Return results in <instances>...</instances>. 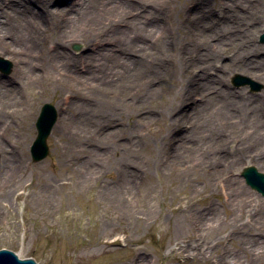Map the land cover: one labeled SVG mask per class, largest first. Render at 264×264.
Masks as SVG:
<instances>
[{"label":"rangeland","instance_id":"374dc122","mask_svg":"<svg viewBox=\"0 0 264 264\" xmlns=\"http://www.w3.org/2000/svg\"><path fill=\"white\" fill-rule=\"evenodd\" d=\"M71 1L56 0L53 8ZM139 1L109 2L106 20L92 31V37L101 34L99 38L109 40L104 47L110 53L122 49L112 32L129 28L132 20L147 13L148 5L133 7ZM144 1L158 5L165 27L164 33L151 32L154 47L146 74L130 78L118 73L116 86L99 88L93 78L79 75L88 74L85 64L92 63L89 56L97 54L96 45L82 38L69 40L54 30L49 32L53 38L37 52L40 68L54 60L57 44L73 61L51 67L34 86L24 83L11 98L14 106L4 110L11 120L0 125V249L11 248L21 258L33 256L38 264H132L143 256L147 264H225L232 259H239L234 264H264V254L246 241L249 233L264 232V197L241 176L251 165L264 173V167L248 154V146L255 148L251 131L235 121H224L227 118L218 108L213 113L216 127L207 133L197 131L201 118L197 113L210 94L199 80L205 73L220 75L217 67L229 61L235 65L248 61L252 55L245 51L249 49L264 56L259 40L264 13L255 12L261 19L250 33V25L239 24L232 30L224 28L223 35L210 34L192 14L195 0ZM256 1L208 0L206 11L221 24L226 12L248 14ZM144 19L150 22L152 17ZM135 31L134 39H140ZM227 37L236 38L217 49L219 56L208 59V72H204L200 53ZM0 57L11 65L8 72L0 69V75L19 82L24 76V55L2 53ZM99 58L92 60L100 69L113 66L111 58ZM184 62L188 65L181 69ZM73 63L79 64L76 70ZM182 71L198 79L196 86H187ZM237 74L249 81L235 84ZM256 76L230 69L223 77L230 89L245 98L260 95L264 113V82ZM44 103L55 105L60 116L48 138V156L35 162L30 148ZM105 104L114 118L100 113ZM90 117L94 119L89 121ZM174 127L181 130L174 134ZM191 134L194 137L187 145L186 136ZM228 136L232 145L240 146L239 155H248L246 161L239 162L236 152L222 151ZM90 169L96 171L92 178L87 177ZM132 171L138 174L135 179L128 173ZM105 185L119 186L122 200L109 201L103 193ZM246 202H252L251 207L242 209ZM214 205L218 224H212L210 217ZM191 244H198L199 253L191 250Z\"/></svg>","mask_w":264,"mask_h":264},{"label":"bare ground","instance_id":"6f19581e","mask_svg":"<svg viewBox=\"0 0 264 264\" xmlns=\"http://www.w3.org/2000/svg\"><path fill=\"white\" fill-rule=\"evenodd\" d=\"M55 1L56 0H9V2H7L6 0H0V54L8 53L13 55V53H20L24 55V65L26 64L25 68L22 67L24 76L22 79L19 78V82L4 78L0 75V92L4 96L3 101H0V107L3 108V111L0 112V125H5L11 120L6 118L4 110L14 106L11 98L15 97L16 94L19 93L18 91L22 88L24 83L27 82L31 86H34L39 83L41 78L49 73L51 67L54 69V67L60 65L67 66L68 59L73 61L72 58L66 56L67 54L64 53V51H60L61 46L60 44H57L55 48L54 60L51 62L49 67L40 68L38 66L36 60H38L39 54L37 52H39L42 45H44L47 40L53 38L52 36H49L50 31L54 30L72 41L82 38L83 40H86L87 43L91 42L92 45H96L97 54L94 55L97 56L90 55L89 58L92 63L86 65L87 63L85 62V67L87 68L86 72L88 74L78 73L84 79L93 78L99 88L109 84H114L116 86V84L120 81L118 73L129 75L130 78L133 74H146V70L148 71L149 68L147 61H149V56L151 54L150 49H153L154 47L152 43L154 37L151 32H165V27L163 25L164 14H162L163 12L161 9L157 7L158 5L147 3L144 0L139 1V4L137 3L133 7L138 6V8H142L148 5L149 8L147 9V13L144 14L143 12V14L138 15L136 19L131 21L129 28H120L112 32L113 35H118V42L122 47L120 53L112 54L110 53L109 48L104 47V42L109 43V40L99 38L102 36L101 34L92 37L91 33L95 30V27L98 26L99 23L101 24L104 20H106L108 3L119 0H72L70 3L65 2L64 7L53 8ZM57 1L63 2V0ZM230 1L232 3L238 0ZM195 3L196 6L192 14H194L193 16L196 15L199 23L203 24L202 29L207 30L210 34L223 32L224 28L232 30L239 24H245V26L250 25L247 28L249 31L247 33H250L258 27V23L261 19V16H254L256 15L255 12L261 11L264 13V0H257L256 5L252 7V11L250 13H236L235 10L232 9L229 12H226L227 16L220 24V21L215 20L211 13L206 11V9L209 8L207 6L208 0H195ZM146 15L152 17L150 22L145 21L144 18ZM248 17L251 18V21ZM143 19L144 22H142ZM60 21H62V24H59ZM59 27H61V30ZM138 27H140L143 31H140ZM133 31L140 34V39H134L132 35ZM6 34L10 35L9 41L6 39ZM220 34L223 35V33ZM235 38L236 37L221 38L217 44L211 45V47L200 53L201 55L199 61H202L201 64L205 66L204 72H208L207 66L210 64V60L208 59L219 56L220 52L217 49H223L226 44H231L232 40ZM113 47H111V52ZM134 48H138V50L134 51ZM245 53L247 55H252L248 61H244L243 63H239L237 65L229 61L226 63L225 67H217L219 71H222L220 75L216 74L217 77H214L213 75L208 76L209 74L207 75L205 73V76L199 80L200 87L208 89L210 94L208 95L207 100L201 103L200 110L197 113L198 116L201 117L200 130L197 131H199V133L202 131L203 133H207L215 128V117L213 115L214 109L218 108V110H222V114L227 118L224 119V121H235V123H240V125H244L251 131V137L253 140L252 144L255 145V148L248 146V154L254 157V161L256 163H259L264 167V113L261 107L262 102L260 95L251 97L250 99L245 98L230 89V87L225 83L223 77L225 72L230 69H241L249 74L257 75L256 77L264 82V56H259L258 51L255 49H249L245 51ZM94 57H100L99 60L109 57L111 58L110 61L111 64L113 63V66L109 70L100 69L101 66L92 60ZM73 64H75L72 66H74L76 70V67H78L79 64ZM187 65L188 63L184 62L181 69ZM75 70L74 72H76ZM181 74L183 80L186 79L188 87L190 86L192 88L193 86H196V82L198 83V79H196L194 75L189 76L188 74H184L183 71ZM102 108L104 109L103 111H100L101 114L114 118L112 116L113 113L109 112V105L105 104ZM181 110H183V108ZM250 111H252V113ZM57 112L59 118L60 110L57 109ZM185 112L186 111L184 110L180 115L184 116L186 114ZM93 119L94 117H90L89 121ZM180 130L181 129H179V127H174L172 133L176 134ZM186 137H188V139L186 138L188 145L194 136L191 134ZM193 143L195 144L196 141L194 140ZM223 144V149H225L222 150L223 152H226V150L236 152L237 155L235 157L239 162L247 160L248 155L243 156L238 154L240 146L232 145L231 136H228L224 140ZM2 146L3 143L0 142V147ZM241 146L245 147L246 142H242ZM228 153L229 152H226L225 154ZM13 167L15 168V165H13ZM95 172L96 171L93 172L90 169L87 177L92 178ZM128 173L132 175V178L138 175L135 171ZM15 176H13L14 179L16 178ZM134 179H132L133 181L130 183L131 185H134ZM233 185L234 190L236 191V197L238 198L239 189L236 184L233 183ZM102 188L103 193L106 195L105 197L108 198L109 201L113 200V202H119L122 200V196L120 195L121 188L119 186L105 185L102 186ZM244 188L245 186L240 181V193H244ZM242 196L244 197V195ZM243 197H240V201ZM246 203L247 204H244L242 209L246 206L248 209L251 207L252 202ZM262 209L264 210V208ZM212 211V213L210 212V217L213 222L212 224L215 222L218 224V208L214 205ZM210 226L211 225H209V227ZM177 230L180 236H182L184 228L180 226ZM244 233L245 232H243V234ZM247 236L246 241L250 247H253L252 250L257 251L259 255L264 254V232L256 231L249 233ZM190 248L195 253H199L200 251L198 244H191ZM238 260L239 259H232V261L226 262L225 264H234ZM146 261L147 259L143 256L142 258L133 260L132 264H147Z\"/></svg>","mask_w":264,"mask_h":264},{"label":"water","instance_id":"95a60500","mask_svg":"<svg viewBox=\"0 0 264 264\" xmlns=\"http://www.w3.org/2000/svg\"><path fill=\"white\" fill-rule=\"evenodd\" d=\"M260 40L264 43V33L261 35ZM76 48H78V46H76ZM3 63L7 64L5 70L7 72L10 71V63L0 57L1 68H4L2 66ZM239 79L240 75H236L235 81L237 83L240 82ZM57 119L58 112L56 107L51 103H44L36 121L37 136L30 149L33 161L39 162L48 156V137L51 135ZM242 176L252 189L258 191L264 196V173L259 172L256 167L250 166L243 169ZM25 258L27 259H21L11 250V248L0 249V264H38L34 259H32L33 256H25Z\"/></svg>","mask_w":264,"mask_h":264}]
</instances>
